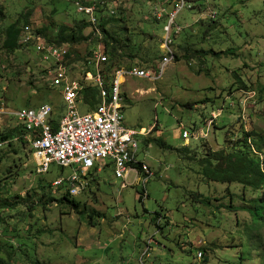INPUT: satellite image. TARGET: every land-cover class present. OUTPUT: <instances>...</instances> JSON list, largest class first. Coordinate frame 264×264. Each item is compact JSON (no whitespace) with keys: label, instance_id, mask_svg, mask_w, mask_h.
<instances>
[{"label":"rangeland","instance_id":"1","mask_svg":"<svg viewBox=\"0 0 264 264\" xmlns=\"http://www.w3.org/2000/svg\"><path fill=\"white\" fill-rule=\"evenodd\" d=\"M180 2H110L124 18L111 26L122 40L115 64L149 60L158 68L163 26ZM21 15L29 16L31 30L44 28L56 39L62 25L87 18L71 0H0L2 133L18 125L12 113L18 109L49 102L56 120L67 113L61 86L52 82L55 61L42 59L34 47L8 51L6 30ZM175 23L181 26L172 45L177 58L158 79L127 76L122 84L124 122L140 132L138 159L153 173L146 188L136 170L118 179L107 165L93 173L90 190L71 196L80 202L76 209L60 200L67 186H53L73 172L71 166L52 163L39 172L27 138L24 144L17 136L3 140L0 264H264V230L259 240L249 238L243 226L251 218L242 210L262 191L203 174L245 133L262 148L264 170V0H186ZM89 43L74 49L87 54L98 45ZM76 65L80 76L82 63ZM91 106L78 101L81 113ZM184 129L207 136L192 134L185 142ZM229 198L233 207L227 209Z\"/></svg>","mask_w":264,"mask_h":264},{"label":"built area","instance_id":"2","mask_svg":"<svg viewBox=\"0 0 264 264\" xmlns=\"http://www.w3.org/2000/svg\"><path fill=\"white\" fill-rule=\"evenodd\" d=\"M89 1L85 3L77 0L75 3L78 11L87 15L86 19L91 24L90 30L103 38L104 33L97 11L106 6L105 12L115 15L116 5L106 3L104 0ZM180 1L178 7L169 14L168 22L163 27L165 32L161 42L163 56L159 67L152 68L153 70L133 65L117 67L111 72L108 68L109 53L104 43L99 42L91 49L86 61H79L82 63V71L80 76H77L75 74L77 70L74 69L77 62L65 63L66 56L73 48L69 43L61 45L48 43L37 37L31 26L23 27L19 36L20 42L32 45L42 59L55 61L57 70L52 75V82L56 86H61L60 92L63 93L67 113L61 120H56L52 116L54 107L49 102L41 103L34 108L18 109L12 113L16 115L18 125L24 128L25 137L33 146L39 172L49 171L52 163L73 168V172L68 176L58 178L54 182L55 186L66 185L71 193L76 195L88 189L93 173L107 165H113L118 179L124 180L132 170L141 165L143 172L146 173L143 180L146 187L153 174L150 166L138 159L140 132L124 122L122 77L124 80L127 76L158 79L168 63L175 59L172 43L174 36L181 30V26L175 23V17L186 4V0ZM47 71L49 75L52 74L51 70ZM92 85L98 88L101 101L97 106H91L88 111L81 113L78 101L84 100L86 88ZM191 135L186 129L182 131V138L185 141ZM195 135L196 138L206 137L207 133L200 132ZM106 159H109V162H106ZM200 255L198 252L197 256Z\"/></svg>","mask_w":264,"mask_h":264},{"label":"trees","instance_id":"3","mask_svg":"<svg viewBox=\"0 0 264 264\" xmlns=\"http://www.w3.org/2000/svg\"><path fill=\"white\" fill-rule=\"evenodd\" d=\"M71 1H77V0H71ZM85 3H89V0H79ZM107 2L117 1V0H104ZM52 13L55 14L57 11V8L54 7L51 9ZM106 6L99 8L97 11V16L99 18V21H101V27L104 33V37L101 38L96 35V32L93 30H90L89 34H85V29L91 27L90 22L85 19H79L74 24L75 26L69 27L67 25H62L61 33L58 35V38H53L45 32L44 28L40 29H33L34 33L37 35V37L46 40L48 43L54 44V45H61L64 43H69L73 48L70 49L69 54L66 56L65 63L71 64L73 62H79V61H86L88 59V55L91 53V50L88 51L87 54H82L80 51H77L74 49V45L76 43L80 42H92L99 43L103 42L107 52L109 53V62H108V68L112 72L117 67H123L115 64V54H116V45H122V40L119 39L114 32V28H111L112 24L116 21L123 20L124 18H117L116 15H111L108 12H105ZM4 15L1 14V17ZM29 16L27 15H21L17 21L12 24L10 27L7 28L6 34L7 36L6 40L8 43H10L8 47V51L15 52L16 50H23V49H30V47H33L32 45H24L20 42L19 36L21 34V31L25 25H29ZM66 32H68V35H66ZM89 43V44H90ZM173 45V43H172ZM113 48V49H112ZM175 51V50H174ZM153 58H159V55L152 54ZM163 53L161 55L162 59ZM176 51L174 58L177 57ZM154 61V60H152ZM151 62L147 60L144 62H141V65L133 62L130 66L138 65L145 69H150L151 67L157 68L156 65H149L148 63ZM153 63V62H151ZM129 67V66H128ZM98 88L96 86H88L85 90L84 100L91 103L92 106L95 107L93 102L100 103V98L98 97ZM214 123V122H213ZM25 130L21 125H17L15 127H12L8 129L7 132H0V143L3 140H12L17 136V139L20 140L21 144L25 143L24 141V135ZM157 144L164 150H173L172 146L165 144L162 141L156 140ZM12 143V141H11ZM262 152V148L258 146V144L253 140V133H245L243 138L239 141H237L232 149L231 152L228 154H224L223 152L217 153L219 155V158L216 162V164H211L210 166H206L205 171L203 174L207 176L210 180L216 181V182H237L240 184L243 188H249L251 190L262 192L259 194V196L251 199L248 201V207H243L242 210H245L248 215L250 216V223L244 224V228L247 230L246 235H249V238L252 239H260L262 233V229L264 230V170L262 169V161L260 160V154ZM140 171H143V168L141 165L138 166ZM65 187V186H61ZM72 193L70 189L67 187V190L60 199L61 201H67L72 204V206L76 209L79 208L80 202L76 200L71 199ZM142 200V198H140ZM207 202V201H206ZM227 209L232 208L231 204V198H229L228 204L225 206ZM258 246H256L255 249H261L260 245L261 242H258ZM5 263V262H4ZM3 263V264H4Z\"/></svg>","mask_w":264,"mask_h":264},{"label":"clouds","instance_id":"4","mask_svg":"<svg viewBox=\"0 0 264 264\" xmlns=\"http://www.w3.org/2000/svg\"><path fill=\"white\" fill-rule=\"evenodd\" d=\"M165 24H166V23H165ZM165 24H164V25H165ZM163 27H164V26H163ZM162 38H163V37H162ZM161 42H162V39H161ZM160 45H161V44H160ZM43 103H44V102H43ZM50 104H51V103H50ZM210 120H212V122H215L213 119H210ZM192 134L195 135L196 133L193 132ZM24 137H25V135H24ZM25 138H26V137H25ZM202 138H204V137H202ZM185 142H187V141H185ZM0 144H1V143H0ZM30 144H31V143H30ZM33 153H34V151H33ZM150 168H151V167H150ZM136 172H137V179H139V181H140V180H144V178L146 177V173L143 172V171H140L139 168H137V167H136ZM141 173L144 174V175L141 176ZM152 174H153V173H152ZM152 176H153V175H152ZM152 176H151V177H152ZM151 177H150V178H151ZM127 178H128V177H127ZM148 181H149V180H148ZM93 185H94V180L92 179L91 184H90V187H89L88 189H86V190H90L91 187H92ZM53 186H55L54 183H53ZM64 186H65V185H64ZM146 186H147V185H146ZM55 187H61V186H55ZM144 188H146V187H144ZM86 190H85V191H86ZM83 192H84V191H83ZM146 193H147V192L144 190V194H145V195H146ZM72 195H74V194H72ZM76 195H78V194H76ZM147 195H148V194H147ZM140 198L144 199L145 196H144V195H141ZM198 252H200L201 255H202V252H201V251H198ZM201 255L199 256V258L201 257Z\"/></svg>","mask_w":264,"mask_h":264},{"label":"bare ground","instance_id":"5","mask_svg":"<svg viewBox=\"0 0 264 264\" xmlns=\"http://www.w3.org/2000/svg\"><path fill=\"white\" fill-rule=\"evenodd\" d=\"M122 81H124V78L122 77Z\"/></svg>","mask_w":264,"mask_h":264},{"label":"crops","instance_id":"6","mask_svg":"<svg viewBox=\"0 0 264 264\" xmlns=\"http://www.w3.org/2000/svg\"><path fill=\"white\" fill-rule=\"evenodd\" d=\"M142 175H144V174L141 173V176H142Z\"/></svg>","mask_w":264,"mask_h":264}]
</instances>
